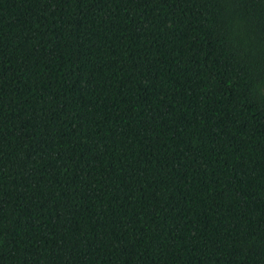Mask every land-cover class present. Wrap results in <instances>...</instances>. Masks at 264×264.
<instances>
[{
  "label": "trees",
  "instance_id": "16d2710c",
  "mask_svg": "<svg viewBox=\"0 0 264 264\" xmlns=\"http://www.w3.org/2000/svg\"><path fill=\"white\" fill-rule=\"evenodd\" d=\"M0 264H264V0H0Z\"/></svg>",
  "mask_w": 264,
  "mask_h": 264
}]
</instances>
